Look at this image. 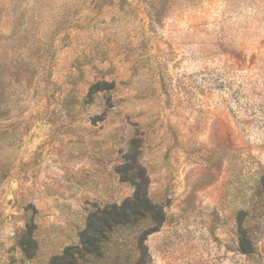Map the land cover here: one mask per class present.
<instances>
[{"label": "rangeland", "instance_id": "374dc122", "mask_svg": "<svg viewBox=\"0 0 264 264\" xmlns=\"http://www.w3.org/2000/svg\"><path fill=\"white\" fill-rule=\"evenodd\" d=\"M135 175L166 219L113 258L264 264V0H0V264H51Z\"/></svg>", "mask_w": 264, "mask_h": 264}, {"label": "trees", "instance_id": "16d2710c", "mask_svg": "<svg viewBox=\"0 0 264 264\" xmlns=\"http://www.w3.org/2000/svg\"><path fill=\"white\" fill-rule=\"evenodd\" d=\"M130 181L135 187L134 195L120 206H107L92 212L86 228L79 235L80 244L66 248L51 264H79L85 258H89L88 264H122L120 257L113 258L107 252L116 229L147 224L150 230L144 232L143 238L158 230L166 219L163 209L149 200L143 191L144 184L137 182L136 175ZM126 262L132 264L131 261Z\"/></svg>", "mask_w": 264, "mask_h": 264}]
</instances>
